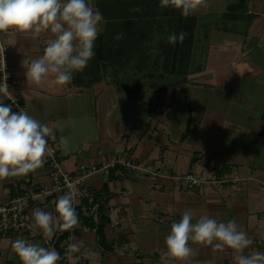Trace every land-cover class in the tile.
Masks as SVG:
<instances>
[{
  "label": "crops",
  "instance_id": "obj_1",
  "mask_svg": "<svg viewBox=\"0 0 264 264\" xmlns=\"http://www.w3.org/2000/svg\"><path fill=\"white\" fill-rule=\"evenodd\" d=\"M246 1L239 11L243 16L221 15L220 20L213 16L217 11L208 8L193 14L184 82L159 91L149 83L145 91L153 96L132 93L128 98L144 97L145 109L137 119L119 111L123 90L116 91L106 75L86 87L71 82L56 87L32 84L25 61L43 54L46 35L5 36L12 95L23 111L54 129L55 139L49 137L48 144L62 169L72 171L79 162L97 163L101 156L128 157L146 167H117L88 179L94 193L105 184L98 197L107 219L102 237L95 231L98 220L93 222L85 213V202L76 203L79 222L59 242L62 259L57 264H164L165 237L185 210L192 211L193 223L205 215L218 222L235 220L254 240L244 254L264 252V0ZM202 18L208 20L198 24ZM170 77L164 74L157 84ZM4 103L11 105L8 99ZM61 137L69 139L70 151L63 150ZM41 168L0 181V203L46 183ZM189 170L232 180L184 190L172 177ZM152 172L156 176L150 181ZM61 195H37L23 202L30 230H0V264H20L11 250L18 238L56 250L54 243L62 231L49 240L42 232L34 234L31 224L37 208L56 215L55 201ZM74 240L80 242L79 251L64 261L62 245L68 248ZM190 246L193 256L168 264H234L231 254L211 246Z\"/></svg>",
  "mask_w": 264,
  "mask_h": 264
},
{
  "label": "clouds",
  "instance_id": "obj_2",
  "mask_svg": "<svg viewBox=\"0 0 264 264\" xmlns=\"http://www.w3.org/2000/svg\"><path fill=\"white\" fill-rule=\"evenodd\" d=\"M159 8L178 10L187 18L207 0H159ZM102 13L89 4V0H0V32L31 33L35 37L46 35L43 54L25 61L26 78L34 85L47 83L51 87L66 86L76 72H83L94 58V44L105 24ZM186 33L173 31L167 37L169 44L182 43ZM123 33L114 39L120 40ZM159 39V37H157ZM4 53V48L0 47ZM5 62L3 61V70ZM7 75L0 82V181L27 175L43 166L46 155H51L48 138L55 139L54 129L41 123L23 110L13 111L5 98L13 100L7 84ZM65 152L71 150L67 137L60 138ZM67 191L55 201V213L35 209L31 230L42 232L51 239L56 231L75 230L79 218L75 208L77 192L67 183ZM191 210H185L178 222H173L161 249V260L186 261L195 254L191 244L211 246L217 251L231 254L234 264H264V252H244L254 240L241 230L235 220L218 222L209 216H200L195 223ZM80 242L68 245L65 256L71 259L79 251ZM12 252L20 264H57L62 259L55 249L42 247L24 238L11 243Z\"/></svg>",
  "mask_w": 264,
  "mask_h": 264
},
{
  "label": "trees",
  "instance_id": "obj_3",
  "mask_svg": "<svg viewBox=\"0 0 264 264\" xmlns=\"http://www.w3.org/2000/svg\"><path fill=\"white\" fill-rule=\"evenodd\" d=\"M94 3L96 9L107 19L106 27L95 41L94 58L89 61L83 72L73 74L71 84L86 87L99 81L102 75H108L111 76L110 83L114 85L115 90L121 91V79H126L124 70L128 67L142 71L143 77H162L164 74L171 76L168 82L151 83L150 87L154 91L184 82L183 75L187 71L192 44L193 15L185 18L178 10L161 9L158 7L159 0H96ZM133 7L137 10H130ZM225 10L223 17L240 15L234 3L227 4ZM173 31H183L187 34L182 43L172 45L167 42L166 37ZM118 33H123L120 40L114 39ZM149 63L152 65L151 69H146ZM116 168H109L108 172ZM104 188L105 184L99 192H93L95 199L102 197L100 195L103 194ZM103 210L104 207L99 204L98 224L95 226L99 237H102V227L107 220ZM65 235L66 231H62L54 243L59 253V242Z\"/></svg>",
  "mask_w": 264,
  "mask_h": 264
},
{
  "label": "built area",
  "instance_id": "obj_4",
  "mask_svg": "<svg viewBox=\"0 0 264 264\" xmlns=\"http://www.w3.org/2000/svg\"><path fill=\"white\" fill-rule=\"evenodd\" d=\"M15 32L9 31L7 33L0 32V47L4 48V53L0 52V82L3 81L5 74L7 75V84L11 91V72L8 61V46L5 42L7 34ZM3 61L5 62V69L3 70ZM14 98V97H13ZM7 99V98H5ZM9 100V99H8ZM12 108L15 111L22 110L21 106L17 104L14 98L9 100ZM51 155H46L45 163L41 168V172L46 177V183L38 185L34 189H29L27 194L16 195L9 198L5 202L0 203V230L18 229L23 231L30 230V224L27 222L24 214L23 202L33 196H45L51 193L65 194L67 183L74 185V191L77 192L75 204L85 202V213L93 222L97 220V207L101 203L102 198H96L93 191L88 186V179L98 172L107 171L109 168L120 167L130 170L145 169L143 161L133 160L128 157L108 158L101 156L97 163L79 162L72 171L64 170L60 167L56 151L53 146L48 144ZM155 172L150 174V181L154 180ZM176 185L182 189H192L200 186L218 185L224 181L232 180L228 176H220L213 178L204 173L194 172L192 170L186 171L180 175L172 177ZM62 249L66 252L68 250L66 245H62ZM64 261L68 259L63 256Z\"/></svg>",
  "mask_w": 264,
  "mask_h": 264
},
{
  "label": "rangeland",
  "instance_id": "obj_5",
  "mask_svg": "<svg viewBox=\"0 0 264 264\" xmlns=\"http://www.w3.org/2000/svg\"><path fill=\"white\" fill-rule=\"evenodd\" d=\"M95 1L96 0H89L91 5H94ZM245 2H247V1L246 0H207V7H201L198 11H201L202 9H207V8L210 9V11H217L215 14H213V16H218L219 19L222 20L220 17L226 11L225 9H226L227 4L234 3L235 7L237 8V11L238 10L240 11V10H243V8L245 7ZM133 8L130 10H137L136 8H134V9ZM243 13L244 12L240 13L241 16H243ZM206 19L207 18L200 19V22L198 24L203 23L204 20H206ZM106 20L107 19H105V21ZM240 23L241 22H239V24ZM242 24H244L243 21H242ZM105 27H106V23L102 25L103 31H101V32H104ZM199 33H200V30H199ZM197 34H198V31H196V35ZM153 52H155V51L153 50ZM151 66H152L151 63H149L147 65V67H151ZM124 74L126 76V79H121V83H122L121 85L123 87V89H122L123 91L121 92L120 102H119L120 104L118 106V109L121 113H124V112L127 114L129 113L130 116L136 117L138 112L143 111L145 109V104L143 102L144 97H142L140 94H137L136 98H134V99H130L128 97H130L132 95V93H136L137 91L138 92L143 91L144 92L143 94L146 93L147 96H153V95H151V92L145 91V90H147V85H149V83H159L162 80L157 76H154V77L153 76L152 77L144 76L143 77L142 71H135V69L133 70L130 67H128L124 70ZM120 75H122V73ZM110 79H111V76L107 75V81L108 80L110 81ZM142 85H143V87H142ZM142 88H143V90H142ZM136 119H137V117H136ZM177 186L179 187V185H177ZM204 187H207V186H200L198 188H204ZM208 187H210V186H208Z\"/></svg>",
  "mask_w": 264,
  "mask_h": 264
}]
</instances>
